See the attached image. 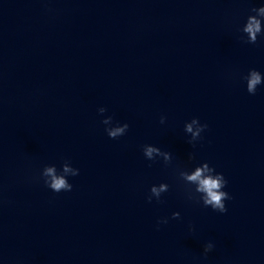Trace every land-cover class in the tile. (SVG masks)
I'll list each match as a JSON object with an SVG mask.
<instances>
[{
  "label": "clouds",
  "instance_id": "obj_1",
  "mask_svg": "<svg viewBox=\"0 0 264 264\" xmlns=\"http://www.w3.org/2000/svg\"><path fill=\"white\" fill-rule=\"evenodd\" d=\"M255 15H250L247 18V22L244 25L242 31L247 34L246 43L256 44L259 35L264 33V28H262V18H264V6L258 8H253L251 10ZM247 82V92L254 95L256 93L257 87L264 83V77L256 69H250L248 75L244 77ZM106 111L105 108L101 107L98 109L100 114ZM162 124L165 122V118L161 117ZM105 125L112 124V117H106L103 121ZM129 125L124 123L122 125L117 124L114 127H106L105 131L108 136L112 139L118 138L126 133ZM207 128L206 124H201L197 118H193L191 122L185 124V132L191 134V140L189 143L194 144L196 140L201 137V133ZM144 156L148 160H155L157 156L163 157L164 162L167 164L171 161L172 157L169 152L161 151L160 148L152 145L143 146ZM192 157L190 156V159ZM79 170L70 166L69 163L65 162L62 166V171L57 172L54 165L45 166L42 172V176L45 178L44 183L54 192L61 191H71L73 185L67 180V176H77ZM179 177L186 184L195 185L194 193H198L199 197L197 202H202L205 207H211L214 211L219 213H226L227 208L225 205L226 200H230L231 196L228 192L224 191L227 184L222 173L215 172V169L210 167L207 162L195 167L194 171H180ZM169 185L166 183H161L158 186L153 185L150 189V195L147 197L148 202L151 203L153 197L159 202L162 193L167 192ZM191 189L188 190V198L197 199ZM180 217L179 212L172 213V219H178ZM167 219H162L158 221L159 223L166 224ZM213 248L211 242L204 246V253L207 254Z\"/></svg>",
  "mask_w": 264,
  "mask_h": 264
}]
</instances>
